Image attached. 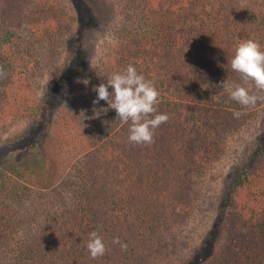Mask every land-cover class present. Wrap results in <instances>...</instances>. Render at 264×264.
Segmentation results:
<instances>
[{
    "label": "trees",
    "instance_id": "1",
    "mask_svg": "<svg viewBox=\"0 0 264 264\" xmlns=\"http://www.w3.org/2000/svg\"><path fill=\"white\" fill-rule=\"evenodd\" d=\"M72 2L76 15L52 0H0V126L30 122L0 137V264H151L176 246L230 134L264 105H240L227 87L243 83L230 65L236 45L264 49V0H119L116 57L100 70L90 67V38L107 22L102 3ZM130 64L169 115L149 145L128 141L130 122L106 101L93 104L94 87ZM61 118L85 128L64 159L52 138ZM92 231L107 248L97 259L86 247ZM182 264H264V130Z\"/></svg>",
    "mask_w": 264,
    "mask_h": 264
},
{
    "label": "rangeland",
    "instance_id": "2",
    "mask_svg": "<svg viewBox=\"0 0 264 264\" xmlns=\"http://www.w3.org/2000/svg\"><path fill=\"white\" fill-rule=\"evenodd\" d=\"M52 2L63 5L70 14L76 15L72 0H52ZM100 2L104 20L107 22L101 23L91 35L90 46L93 54L91 70H100V67L109 61L108 59L116 57L114 54L116 40L113 39L112 31L119 21V0H100ZM38 92L41 93V89ZM29 125V120L24 118L14 122L8 132H2V125L0 126V137L15 136L27 130ZM73 127L70 120L64 118L60 121L57 119V122L52 124V138L62 141L60 149L62 159L75 154L74 145L78 132L85 131V128L75 131ZM263 130L264 105L253 112L244 126L230 134L224 153L201 178L191 212L177 225L176 246L170 248L171 252L168 254L157 257L151 264H182L201 246L219 215L224 190L232 180L234 173L243 169L248 155L254 149L257 136Z\"/></svg>",
    "mask_w": 264,
    "mask_h": 264
},
{
    "label": "clouds",
    "instance_id": "3",
    "mask_svg": "<svg viewBox=\"0 0 264 264\" xmlns=\"http://www.w3.org/2000/svg\"><path fill=\"white\" fill-rule=\"evenodd\" d=\"M230 65L243 81L242 84L227 85L231 99L243 106L255 105L259 99H264V96L258 94L264 93V49L259 41L241 40L235 47ZM5 75L0 67V78ZM253 85L256 91H253ZM220 86H226L224 81ZM93 91L97 93L93 104L106 101L109 108L116 111V116L122 123L130 122L128 141L131 144L154 143L155 130L169 120L168 114L157 112L159 92L155 85L139 74L131 64L125 70L113 73L106 83L101 82ZM234 115L238 116L239 113ZM113 243L120 244L123 250L127 249V245L121 243L119 237H115ZM86 247L92 259L103 256L107 251L98 231L89 234Z\"/></svg>",
    "mask_w": 264,
    "mask_h": 264
}]
</instances>
